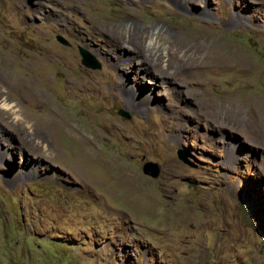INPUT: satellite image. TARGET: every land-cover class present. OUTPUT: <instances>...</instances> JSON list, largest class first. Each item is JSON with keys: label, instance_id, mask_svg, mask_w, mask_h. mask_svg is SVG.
I'll return each mask as SVG.
<instances>
[{"label": "rangeland", "instance_id": "obj_1", "mask_svg": "<svg viewBox=\"0 0 264 264\" xmlns=\"http://www.w3.org/2000/svg\"><path fill=\"white\" fill-rule=\"evenodd\" d=\"M17 1L0 0V264H264V0ZM150 40L159 75L114 65Z\"/></svg>", "mask_w": 264, "mask_h": 264}, {"label": "bare ground", "instance_id": "obj_2", "mask_svg": "<svg viewBox=\"0 0 264 264\" xmlns=\"http://www.w3.org/2000/svg\"><path fill=\"white\" fill-rule=\"evenodd\" d=\"M25 3H26V0H20V2H19V0L17 1V2H15V8L16 9H18V8H21V7H23L24 5H25ZM154 41V40H153ZM150 45H152L151 47H149V50H150V52H149V54H144V53H142V51H140V50H138L137 48H136V45L134 46V44H133V46H131V47H128L127 48V50L125 49V51H127V52H123V54H120L119 56H117V57H115L116 58V61L114 62V65H121L123 62L125 63V62H127L128 60L130 61V60H132V59H135L136 61H138V62H134L135 64H137V65H139V66H142L143 68H146V69H148L149 68V70H150V72H154L156 75H159L158 74V71H157V68H156V65L158 64V63H154V62H157V61H159L160 60V58H161V56L163 55V49H161L160 48V46L158 45V43L155 41V42H151V40H150ZM47 48V47H46ZM50 48V47H49ZM47 50V51H46ZM46 50H43L42 51V56H38V55H33L34 57V61H33V63H32V65H34L36 68H44V64H45V61L46 60H48L49 61V57H50V54H49V49L47 48ZM51 50V49H50ZM51 53V52H50ZM49 56V57H48ZM138 58H141V60L140 59H138ZM17 62V59H16V57H13L12 55H6L5 57H4V60H3V65H12L13 63H16ZM132 62V61H131ZM134 64V65H135ZM154 66H155V68H154ZM1 67V69H2V66H0ZM118 67V66H117ZM136 67V66H135ZM4 71V70H3ZM6 73V72H5ZM39 75V74H38ZM41 75V74H40ZM41 77H42V79H43V81H48L49 80V78H48V76H42L41 75ZM161 77H166V76H161ZM30 79V78H29ZM23 80V79H22ZM21 80V81H22ZM32 79H30V81H31ZM24 81H26V80H24ZM28 81V80H27ZM12 82V81H11ZM16 82H18L19 83V81H16ZM15 81H14V84L16 83ZM33 84V83H32ZM31 84V85H32ZM35 85V84H34ZM38 85V84H37ZM118 85H120V84H118ZM28 86V85H27ZM36 86V85H35ZM39 87V86H38ZM31 89V88H30ZM26 90V89H25ZM32 91V90H31ZM30 91V92H31ZM33 92V91H32ZM22 93V92H21ZM25 93V92H24ZM23 93V94H24ZM28 94V93H27ZM34 94H35V96L38 98V100L39 101H41V102H39V104H41V106H44V105H46V103L44 102L43 103V101H44V98H45V96H44V94H43V92L41 91V89H39L38 88V90L36 89L35 91H34ZM2 95H3V91L2 90H0V98L2 97ZM22 95V94H21ZM28 96V95H27ZM32 96V95H31ZM28 97H30V95L28 96ZM36 98V99H37ZM45 101H48V100H45ZM0 104H1V107L3 108V110H10V111H12L13 113H15L16 114V109L14 108V106L7 100V99H1V102H0ZM48 104H49V102H48ZM23 117V116H22ZM26 118V117H25ZM25 118H21V117H19L18 118V124L20 125V126H24L25 124L24 123H30V119H25ZM31 118V117H30ZM32 119V118H31ZM40 123V122H39ZM63 122H62V120L60 119H58L57 121H54V118L52 117V116H46L45 117V122H41L40 123V127H42V129H45L46 131H48L49 132V134L50 133H55V134H58V133H60L62 130H63V128H64V126H63V124H62ZM18 125V126H19ZM37 126H38V124H37ZM74 129V128H73ZM37 130V129H36ZM35 130V131H36ZM45 131V132H46ZM47 133V132H46ZM73 135V138H74V134H72ZM78 137V136H77ZM75 139V141H76V143L81 147V149L82 148H85L86 146V144H87V141H85V139L84 140H82L81 142L80 141H78V139L76 140V138H74ZM81 139H83V137L81 138ZM80 140V139H79ZM89 149V148H88ZM51 155H53V154H51ZM79 160H83V159H92V160H96V159H98V157H97V155H95V154H93V153H91L90 154V156H85V157H80V158H78ZM95 162V161H94ZM85 177V176H84Z\"/></svg>", "mask_w": 264, "mask_h": 264}, {"label": "water", "instance_id": "obj_3", "mask_svg": "<svg viewBox=\"0 0 264 264\" xmlns=\"http://www.w3.org/2000/svg\"><path fill=\"white\" fill-rule=\"evenodd\" d=\"M55 38L62 44L66 45L67 42L63 39L60 35H56ZM78 54L80 56V62L88 68L97 69L99 68L100 64L95 60V58L84 48L78 47ZM120 115H124L126 118L128 117L126 114L119 113ZM176 157L184 161V156L181 154L180 151H176ZM141 171L143 174H146L150 177H156L159 172V168L155 162L152 161H145L141 165Z\"/></svg>", "mask_w": 264, "mask_h": 264}]
</instances>
